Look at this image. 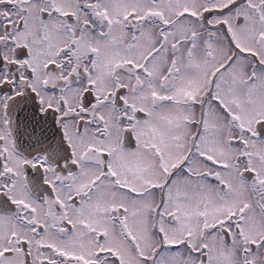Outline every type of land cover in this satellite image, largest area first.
I'll list each match as a JSON object with an SVG mask.
<instances>
[{
  "label": "snow or ice",
  "instance_id": "obj_1",
  "mask_svg": "<svg viewBox=\"0 0 264 264\" xmlns=\"http://www.w3.org/2000/svg\"><path fill=\"white\" fill-rule=\"evenodd\" d=\"M0 264H264V0H0Z\"/></svg>",
  "mask_w": 264,
  "mask_h": 264
}]
</instances>
